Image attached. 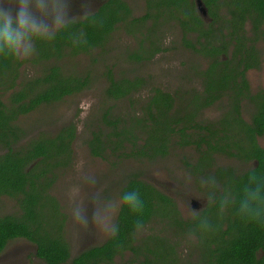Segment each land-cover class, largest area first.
Returning <instances> with one entry per match:
<instances>
[{
    "label": "trees",
    "instance_id": "obj_1",
    "mask_svg": "<svg viewBox=\"0 0 264 264\" xmlns=\"http://www.w3.org/2000/svg\"><path fill=\"white\" fill-rule=\"evenodd\" d=\"M204 4L212 19L208 28L201 30L199 37H196L204 42L182 44L207 60L208 68L199 71L205 78V91L218 89L227 95L233 105L228 111L231 119H234V112L239 113L237 107L242 99L247 98L256 104L258 110L252 120L255 130L261 134L264 130V94L250 96L245 91L247 88L241 87L246 86L243 76H233V73H244L252 66L246 60L250 53L246 58L244 55L248 51L239 53L241 58L238 61L236 54L226 61L220 57L226 53V43L230 40H241V43L249 40L244 34L233 37L242 32L247 21L253 24L255 34L264 35L261 28L264 27V0H204ZM144 10V15L133 17L125 1L101 0L94 12L82 19L70 20L56 32L53 39L36 42L35 53L28 59L42 65V74L28 80L19 74V68L26 59L0 55V253L9 242L26 241L35 245V257L42 261L39 264H114L115 256L120 254V246L125 240H133L134 234L140 231L136 230L138 222L143 227L150 216L162 217L163 222L164 216L167 217L164 212L170 198L137 174H126L117 192L116 202L125 192L136 191L142 201L141 210L134 212L118 203L112 229L116 230V235H110L102 246L90 248L71 259L65 232L70 215L65 211V204L50 192L59 175L74 166V144L78 137L76 124L67 120L65 111L59 106L69 111L81 94L94 86L92 75L96 71L93 66L101 59L100 55L96 57L93 53L101 50L100 53L105 54L108 38L116 29L123 27L127 34L141 36L137 44L139 47L128 55V62L138 66L150 60L166 49L159 47V43H149L152 39L150 32L143 35L140 28L151 19L158 26L165 14L176 17L181 12L183 29L198 33L201 21L194 12L191 0H145ZM186 20L194 25L187 28ZM215 24L219 27H213ZM135 26L140 27L132 28ZM183 41H187L185 33ZM244 48V45L237 46V49ZM81 56L88 57L84 72H74L70 69L71 64H67L66 68L65 59ZM113 67L105 66L104 77H101L105 80L101 90L102 99L111 106L99 108L80 142L90 156L104 161L117 153L119 157L122 152L121 155L129 160L153 162L156 157H167L168 149L183 150L185 146L194 144L199 158L194 164L186 161V166H189L187 173L194 177L202 175L212 183L213 175L209 169L212 164L207 162L205 155L210 156L217 151L216 135L220 132L225 135L221 149L227 155H230L231 148L246 151L251 136H247L246 140L233 138L239 134L230 138L231 134H227V131L231 124L225 127V120L219 122L218 129L214 123L201 120L199 124L195 121L196 110L192 105H198L197 96H194L193 103L191 99L186 103L182 100L176 102L165 92L155 89L146 97L140 115L133 112L135 115L123 119L118 113L115 114L118 107L114 104L120 99L132 104L136 103L134 96L141 103L135 94L146 85V80L140 76H118ZM190 70L195 72L194 69ZM215 97L205 96L204 103L199 100L200 106L205 107ZM238 120L240 117L236 122ZM232 126V129H239L238 122L236 127L234 124ZM180 162L184 163V160L180 159ZM231 174H226V177ZM232 182L228 180L226 185ZM245 183L244 179H237L233 192L238 193ZM225 191L230 193L229 189ZM6 199L9 205L4 203Z\"/></svg>",
    "mask_w": 264,
    "mask_h": 264
},
{
    "label": "flooded vegetation",
    "instance_id": "obj_2",
    "mask_svg": "<svg viewBox=\"0 0 264 264\" xmlns=\"http://www.w3.org/2000/svg\"><path fill=\"white\" fill-rule=\"evenodd\" d=\"M192 3L194 12L199 16L201 21L197 29L198 33L191 34V32L194 31L188 32L183 29L180 23L183 20L181 12L176 14V17H168V20L171 19L178 23L174 24L177 25L181 31V38L179 41L181 43H199V41L200 43H203V39L200 38L198 41L196 37H199L200 31L207 29L212 21L207 7L204 4V0H202V3L206 8L208 18L199 14L195 0H193ZM162 19L160 20L161 22L163 21ZM185 22L187 28L194 25L188 20ZM213 27L218 28L219 25L215 24ZM261 28L264 29V27ZM241 31L242 32L238 34L236 33L233 37L244 34L249 40L246 39L245 43H241V40H230L226 43L228 52L227 57L221 55L220 59L226 61L232 59L236 54V61H238L241 58L239 53H245L248 51V53L244 55V58L250 53L249 58L246 60L249 61L252 66L244 73L241 72L242 69L239 71L241 74L233 73V76H237L238 78L243 76L246 86L241 87L247 88L245 90L247 91L246 93L254 97L259 94H264V71L261 78L258 77V69L261 65L264 66V44L260 47V44L264 43V35L258 34V32L255 34L253 32V24L250 21L245 23L243 30ZM184 33L185 39L187 40L186 42L183 41ZM189 35L194 37V41L190 40ZM161 41L162 40H157L155 36L149 43H161ZM238 45H244L245 48L237 49ZM233 67L236 68L235 65ZM190 69H194L195 72H187L185 80L181 78L184 74L182 76L179 75L176 78V88L174 90L152 88L147 96L142 97V91L149 84L145 79L146 85L139 88L138 92L135 94L140 100L145 98L144 101L141 103L137 102L134 96L133 99L136 103L134 102L132 104L128 100L120 99L116 104L118 110H130L131 114L129 116H133V112H137L138 115H140L142 104L146 101V97H148L155 89L165 92L176 102L182 100L186 103L191 99L193 103L195 101L194 96H197L199 97L197 100L198 105H192V108H195L196 110V122L200 124L203 111L210 108L222 109L223 113L219 120L216 122H209L214 123L218 129L220 127L219 122L222 123V120H225V122H223L225 127L231 124V127H229L230 129L228 128L229 131H227V134H231L229 135L230 138L239 134L233 138L246 140L247 136H251L250 144L245 152H239L231 148L230 155H227V152H225L224 149H221V141L226 140L224 137L225 135H222V132H220V134L214 137V141L218 143L217 151L212 152L210 156L205 155L207 162L212 164L211 168H209L211 170L210 174L213 175L212 183H210V179L208 181L205 180L202 175H196L194 177L187 173L189 166H186V161L194 164L199 158V154L196 152V146L194 144H192L191 147L188 145L185 146L183 150L180 148L173 150L168 149L167 157H156L153 159L155 160H152L154 163L160 162V166H163V168H159L158 170L160 172L158 173L154 171L157 178L152 179L150 183L157 190L170 198L167 210L164 212L165 214L167 213V217L164 216L163 222L161 221L163 219L162 217L150 216L143 227L136 229L140 231L134 234V239L129 241L125 240L120 246L121 251L120 254L115 256L114 264H264V222L257 223L245 220L237 212L238 205L233 201V196L237 194L236 192H233L236 187L235 181L237 179H244L245 182H247L248 174L253 168L257 170L258 177L261 174H264V130L261 134H258L255 130L256 126L252 120V116L257 112L258 108L256 104H253L249 99H242L239 103V107H237L239 113L237 114L234 112V119H231L228 115V111H231L233 105H231L227 95L225 93L222 94L218 89L217 91L209 90L206 92L205 78L199 74V68L192 65L187 67L188 71H190ZM103 73H101L102 77H104ZM188 75H193L199 79L198 87L195 85L193 79H189ZM240 82L241 81H238V83ZM224 92L226 91L224 90ZM207 95L216 97L205 107L200 106L199 100L204 103L205 96ZM259 100L262 101L263 99L259 98ZM121 106L122 109L120 108ZM151 110L154 111L153 109ZM122 117L123 119H127L128 116L125 114L122 115ZM238 117H240V120L237 121L239 125L237 128L239 129L234 128V130L232 129V124L236 127V119ZM226 118L229 119L226 120ZM148 124L151 125L152 123L150 124L148 122ZM202 137L206 138L203 135ZM144 139L145 137L143 140ZM141 143V140H139V144ZM175 151L177 152L175 153ZM121 154L122 152H120L119 157H117L118 153L116 156L110 157L118 158V160H129L126 157L124 158ZM93 158L101 160L99 157ZM171 159H177L176 167L170 163ZM180 159H183L184 163L180 162ZM144 162L145 164L152 163L149 161ZM160 173L161 177H164L165 187L158 184ZM228 173L232 174L231 176L226 177V174ZM135 174H137L140 179H144L145 173L140 174V172H137ZM182 175L188 179L186 183L189 182V184L185 185L180 181ZM228 180H233L229 186L226 185V181ZM188 186L189 189L186 188ZM225 189H229L231 194L225 191ZM180 192H183L184 194H180ZM181 196H183V198H181ZM205 199H207L206 206ZM188 205L192 210H200V214L193 215L190 213ZM118 207L119 204H117V207L113 210L114 218L108 228L109 231H112L113 229V223L117 217ZM103 218H105L104 215L101 216V220ZM67 223L68 221L66 224ZM150 224H154L153 228L158 230H152L149 232L143 231L148 228ZM74 228H77L76 224H71L70 229L73 230ZM96 229L98 228H92V231H95ZM101 233L103 232L101 231ZM109 237L110 235L105 232L104 235L100 237L99 241L96 239L92 240V238L89 239V237L85 240L82 239L80 241L81 243L83 240L86 242L82 246L78 245L81 244L80 242L77 243L76 248L78 249H76V251H72L73 245L71 246L70 243L67 242L70 248L71 259L79 256L82 252L90 248L102 246ZM20 243L26 244L23 248L30 249L26 259L23 258L25 262L28 260V264L42 263L40 259L35 257V245L26 241L9 242L0 253V261L4 259V253L9 247ZM129 245L134 246V248H127ZM21 250L22 248L18 249V251ZM3 264H5V262Z\"/></svg>",
    "mask_w": 264,
    "mask_h": 264
},
{
    "label": "rangeland",
    "instance_id": "obj_3",
    "mask_svg": "<svg viewBox=\"0 0 264 264\" xmlns=\"http://www.w3.org/2000/svg\"><path fill=\"white\" fill-rule=\"evenodd\" d=\"M100 1L101 0H69L70 16H72L71 20H79L91 14L97 9ZM123 1H125L131 8L133 17H140L144 15L145 0ZM0 2H2L6 7L14 6L13 0H0ZM168 17L169 15L165 14L162 19V23L158 26H155L151 19L145 22L144 26L140 28L143 35H147L150 32L149 34H151L150 36L152 38L156 36V39L162 40L158 46L163 50L166 49L164 52H158L150 60L145 61L138 66L130 64L128 62V55L132 53L134 49L139 47L137 43H139L141 36L139 37V35L127 34L123 27H119L108 38V45L105 47L106 53H100L102 52L101 50L93 53L96 57L100 55L99 58L101 59L98 64L93 66L96 71V73L94 72L92 75L95 79V82L93 83L94 86H91L88 90L84 91L69 111L63 106H59L65 111L67 120L76 124L78 137L74 144V166L59 175V178L50 192L55 195L61 203L65 204V211L70 215L65 232L67 241L71 246L73 245L72 251H76V249H78L76 248V245L82 239L85 240L89 237V239L92 238V240L96 239L99 241L100 237L105 233V231L99 228L92 231V228H97L92 225L85 229L74 223L73 217L80 205L85 206L87 213L91 215V202L94 196L100 197L101 201L116 202L118 189L123 183L126 174L132 172H140V174L145 173L144 179L150 182L152 179L157 178L154 171L158 173L160 172L158 169L163 168V166H160V162L145 164L144 161L118 160V158L111 157L101 161L91 157L87 149L82 147L83 144H80L85 133H87L86 128L88 127L89 122L93 116L100 111L99 108L101 106L107 108L111 106L110 103H104L106 100H103L101 95V90L105 85V80L104 78H101V73L106 70L105 66H114L113 69L116 70V74L118 76H121L122 74V76L130 78L140 76L143 79H146L149 84L142 91V97L147 96L152 88L174 90L176 88V78L179 75L182 76L184 74L181 78L185 80L186 73H191L193 71H188V66L194 65L195 67H198L200 71H204L208 68V62L205 58L199 56L198 53L188 49L181 42H179L181 38V31L178 26L174 24L177 22L171 19L168 20ZM205 18H208V14ZM139 27L140 26H135L132 28L139 29ZM189 37L190 40L194 41L193 36L189 35ZM263 44L264 43H261L260 47H262ZM223 55L227 57L228 52L226 51ZM87 61V56H81L74 59H65L64 63H66V68L68 67L67 64H71L72 68L70 69H73L74 72L82 73L84 72V69L87 68ZM263 71L264 66L261 65L258 69V77L261 78ZM19 74L21 78L26 80L40 76L42 74V65H36L32 63L30 59H26L23 65L19 68ZM189 79H193V81H195V85L198 87L199 79H197V77L190 75ZM144 99L145 98L141 99V102H143ZM114 105H116V103ZM120 108L122 109V106ZM115 109V114L118 113L120 116L125 114L126 116H129L131 114L128 109ZM222 113V109H207L202 112V120L206 122H216L219 120ZM176 152L177 151H175V153ZM177 159L170 160V163H172L175 167L177 166ZM159 177L158 184L165 187L164 177H161V173L159 174ZM180 181L185 185L189 184V182L186 183L188 179L183 175ZM186 188L189 189V186ZM180 194L184 193L180 192ZM181 198H183V196H181ZM83 199L89 200L87 202L86 200L82 202L81 200ZM4 203L9 205V201L7 199L4 200ZM102 215L105 216L103 207H101V216ZM104 222L105 218L101 220V223ZM71 224H76L77 228L71 230ZM153 225L154 224H150L148 228L143 231H157L158 229H154ZM101 231L103 233H101ZM84 240L78 245L82 246L86 242ZM24 245L26 244L20 243L9 247L4 253V259L0 261V264H3L4 262L5 264H28V260L25 262L23 258L26 259L30 249L23 248L25 247ZM19 248H22V250L18 251Z\"/></svg>",
    "mask_w": 264,
    "mask_h": 264
},
{
    "label": "clouds",
    "instance_id": "obj_4",
    "mask_svg": "<svg viewBox=\"0 0 264 264\" xmlns=\"http://www.w3.org/2000/svg\"><path fill=\"white\" fill-rule=\"evenodd\" d=\"M12 7H6L0 2V55L12 56L17 59H28L35 53L37 41H48L54 38L57 31L64 28L70 16L69 0H13ZM253 168L248 174V181L240 191L233 196L238 205L237 212L247 221L264 222V174L257 176ZM128 206L132 211L142 208V201L136 191L125 192L119 202L101 201L94 196L91 202V215L85 206H79L73 221L87 229L95 226L111 236L116 230L108 228L113 221V210L117 204ZM207 199H205V206ZM101 207L104 209L105 222L101 223ZM188 210L193 215L200 214V210ZM142 225L138 222L137 229Z\"/></svg>",
    "mask_w": 264,
    "mask_h": 264
},
{
    "label": "water",
    "instance_id": "obj_5",
    "mask_svg": "<svg viewBox=\"0 0 264 264\" xmlns=\"http://www.w3.org/2000/svg\"><path fill=\"white\" fill-rule=\"evenodd\" d=\"M195 2H196V7L198 9L199 14L202 15L203 17H207V11L202 1L195 0Z\"/></svg>",
    "mask_w": 264,
    "mask_h": 264
}]
</instances>
